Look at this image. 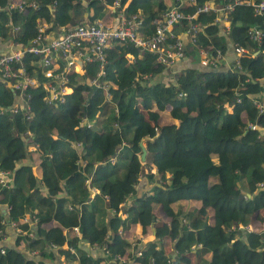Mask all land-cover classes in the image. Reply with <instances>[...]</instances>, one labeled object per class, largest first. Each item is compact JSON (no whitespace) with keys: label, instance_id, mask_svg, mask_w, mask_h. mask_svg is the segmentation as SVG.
<instances>
[{"label":"trees","instance_id":"1","mask_svg":"<svg viewBox=\"0 0 264 264\" xmlns=\"http://www.w3.org/2000/svg\"><path fill=\"white\" fill-rule=\"evenodd\" d=\"M20 1L24 12L7 9L9 0H0V42L19 49L29 45L40 23L46 25L45 34L60 26L93 23L114 2ZM116 1L114 11L121 9L126 17L138 14L144 37L178 2ZM203 2L216 8L232 4L194 0L180 9L192 13ZM222 12L197 13L195 46L184 40L186 62L163 66L130 43L110 42L97 78L106 91L88 82L99 62L85 63L81 73L68 76L64 102L57 107L43 102L38 86L28 91V110L13 112L15 93L0 80V171L8 172L0 183V237L5 236L6 221L25 232L16 234L13 247L2 248L0 264H45L58 255L65 264L106 259L117 264L114 256L130 248L119 231H126L134 213L148 211L151 203H159L168 214L164 236L171 251L164 250L156 234V240L134 251L133 264H264V188L256 186L264 180V110L252 104L264 96V9L256 13L250 5L233 3L225 12L227 29L215 21ZM184 25L182 21L173 32H182ZM250 28L260 31L259 42L249 39ZM234 46L247 52L234 60ZM195 47L208 48L212 55L211 47H217L223 58L202 66ZM228 48L231 56H225ZM22 67L42 79L37 56L27 53ZM158 114L170 121L152 124ZM140 141L145 148L142 164ZM29 146H35L37 176ZM139 176L151 188L125 206ZM197 201L207 206L203 215L190 206ZM25 215L35 218L34 227L20 222ZM245 225L249 231L238 228ZM72 227H77L78 239L69 237ZM30 230L33 237L26 234ZM79 241L104 247L108 254L94 257ZM63 244L74 245V252L62 249Z\"/></svg>","mask_w":264,"mask_h":264},{"label":"built area","instance_id":"2","mask_svg":"<svg viewBox=\"0 0 264 264\" xmlns=\"http://www.w3.org/2000/svg\"><path fill=\"white\" fill-rule=\"evenodd\" d=\"M194 0H178L177 4H172L163 13L161 18L156 22L154 31L151 35L144 37L139 32L140 18L137 15L126 17L122 10L114 11L116 16V23L111 26L104 25L101 21L95 20L93 23H82L71 27L60 26L53 36L45 34L41 26L37 28V34L34 36L29 45L24 49H10L6 52H0V80L5 81L7 86L15 93V101L10 110L16 112L17 110H28L27 99L30 97L28 92L30 89L40 87L43 93L42 100L46 105L57 107L64 102V94L67 92L66 82L68 76L73 73H81L82 65L85 63L97 61L99 62V70L95 78L88 82L106 91V85L99 84L97 78L102 74L101 64L104 61V50L110 46V42L130 43L139 51H147L155 56L156 62L163 66H171L175 61L186 60L184 40L195 46V36L197 33V25L193 22L199 12H208L209 10L223 11L222 16L215 18V21L227 23L225 21V12L231 8V5L243 3L253 7L254 12L258 13L264 9V0H232V4L226 5L224 8H216L212 2H203L198 6L194 12H182L181 4L190 6ZM118 3L114 0L109 7L115 9ZM29 6H34L29 3ZM15 8L24 12L22 1H19L17 7H13V3L7 4V9ZM182 21L185 25L182 26V32H173V29ZM225 29L227 25H223ZM17 27H12L16 30ZM261 33L255 28H250L249 39L259 42ZM213 48L214 54L208 48L195 47L193 52L197 55L199 64L202 66H214L219 60H222L223 54L217 47ZM247 50L241 46H234L232 48V56L239 58L240 55L246 53ZM27 53L38 57L39 72L42 79L35 76H30L22 67V61ZM264 59V55H263ZM15 65V66H14ZM146 78L143 76L142 79ZM252 104L259 112L264 110V96L260 99H253ZM29 115L26 117L28 118ZM87 127H90V122H84ZM249 128H256L255 125L249 123ZM264 136V128L261 129ZM8 172L0 171V183L4 184V180ZM257 189L264 188V180L256 184ZM5 221V220H4ZM3 221V222H4ZM20 222H27L29 227H34L35 218L31 215H25ZM5 227L8 225L15 229L16 234L21 232L14 227V222L6 221ZM263 224V222H262ZM239 229L250 230L249 225L239 226ZM70 238H79L77 227L70 229ZM28 237H33V231L26 232ZM4 236L0 237L3 241ZM264 246V238L262 240ZM0 252H3V246H0ZM50 249H56V246L49 244ZM62 249L69 253L74 252V245L63 244ZM29 256H35L36 251H26ZM88 254L97 256L98 254L104 256L108 251L104 247L90 246L87 250ZM139 254V252H137ZM62 257L58 255L57 259ZM118 261L119 255L114 256ZM45 264H60L56 260L53 262H46ZM97 264V263H91ZM99 264H111L110 260H102Z\"/></svg>","mask_w":264,"mask_h":264},{"label":"crops","instance_id":"3","mask_svg":"<svg viewBox=\"0 0 264 264\" xmlns=\"http://www.w3.org/2000/svg\"><path fill=\"white\" fill-rule=\"evenodd\" d=\"M20 0H9V3H13V7H17ZM166 3H170V0H164ZM187 4H181V6H186ZM114 9L108 7V10L106 11L105 15L101 19H97L101 21L106 26H111L116 23L115 14L113 13ZM224 25H227V23H224ZM39 26L42 27L44 30L46 25L44 23H40ZM49 36H53L54 32H49ZM10 49H19V48H13L11 46V43L6 42H0V52H6ZM225 56H231V49L228 48L225 50ZM224 56V58H225ZM226 59V58H225ZM179 62H186V60H182ZM158 118H162V121H159V125H162L163 123H168L170 120L167 115L158 114ZM143 143V142H142ZM29 152L31 154V157L34 160V166H32V173L33 175L37 176L39 174V170L37 167L38 159H36V153H35V146H29ZM143 163V162H142ZM152 173H154V170H151ZM156 177V175H155ZM134 193L130 195V198H128L125 202V206L132 204V201L136 198H138L141 194H143L148 188H151V184H148L144 177L139 176L138 181L136 183V186ZM193 205L196 208H198L200 211V214L203 215V209H207V206L204 204H199L198 202L191 203L190 206ZM206 212V211H205ZM121 216H124V213H121ZM169 220L168 215H166L159 203H151L149 206V210L147 211L144 209L141 213H134V218L131 223V225L128 227L126 231H119L121 236L129 241L130 248L128 251L124 250V253L120 256V259L118 260L117 264H133L132 262V254L136 249H138L139 246H141L142 243L146 241H153L156 240V234L154 232L156 226H161V224L165 223L167 224ZM262 227V220L259 222V225L256 226V229H260ZM144 230V232H142ZM5 232V239L3 241L0 240V246H8L13 247L14 246V238L16 236V231L10 226H6L4 228ZM70 229L67 230V233L70 237ZM160 242L164 248L165 251H171V243L170 241L164 236L160 239ZM84 249L89 250L90 247L86 244L84 241L78 242ZM23 245H17V248H22ZM97 247V246H96ZM25 252V251H24ZM130 253V254H129ZM91 254V253H90ZM129 254V255H128ZM25 255L28 256V252H25ZM93 255V254H92ZM57 262H60V264H65V260L62 257H59L56 259Z\"/></svg>","mask_w":264,"mask_h":264},{"label":"rangeland","instance_id":"4","mask_svg":"<svg viewBox=\"0 0 264 264\" xmlns=\"http://www.w3.org/2000/svg\"><path fill=\"white\" fill-rule=\"evenodd\" d=\"M123 15H124V14H123ZM115 18H116V16H115ZM162 120H163L162 118H158L157 120L152 121V124L159 123V121H162ZM153 122H154V123H153ZM158 125H159V124H158ZM139 162L142 164L143 161H140V160H139ZM155 178H157V175H156ZM197 202H198L199 204H201V201H197ZM166 215H168V214H166ZM164 224H165V223L161 224V226H159L158 229L154 230L155 234L160 235V239H161L162 237H164V235H165V227H164Z\"/></svg>","mask_w":264,"mask_h":264},{"label":"water","instance_id":"5","mask_svg":"<svg viewBox=\"0 0 264 264\" xmlns=\"http://www.w3.org/2000/svg\"><path fill=\"white\" fill-rule=\"evenodd\" d=\"M140 148H141V153L139 155V160L144 161V156H145V148L143 146L142 141L139 142Z\"/></svg>","mask_w":264,"mask_h":264},{"label":"clouds","instance_id":"6","mask_svg":"<svg viewBox=\"0 0 264 264\" xmlns=\"http://www.w3.org/2000/svg\"><path fill=\"white\" fill-rule=\"evenodd\" d=\"M93 191V190H92Z\"/></svg>","mask_w":264,"mask_h":264}]
</instances>
